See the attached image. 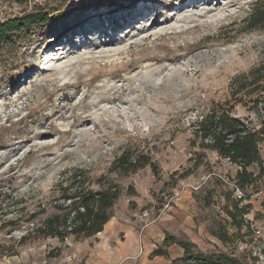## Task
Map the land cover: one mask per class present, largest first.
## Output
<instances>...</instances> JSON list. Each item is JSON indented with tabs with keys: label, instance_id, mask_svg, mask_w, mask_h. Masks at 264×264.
I'll return each instance as SVG.
<instances>
[{
	"label": "rangeland",
	"instance_id": "374dc122",
	"mask_svg": "<svg viewBox=\"0 0 264 264\" xmlns=\"http://www.w3.org/2000/svg\"><path fill=\"white\" fill-rule=\"evenodd\" d=\"M257 1L0 0V22L47 16L0 48V264H73L86 238L38 228L70 203L62 192L80 172L86 187L117 190L114 216L154 221L195 255L264 264V203L262 221L233 225L239 167L202 148L194 127L226 109L262 128L264 81L238 79L264 67V28L244 31ZM134 5L140 13L107 43L104 30ZM163 250L170 264H201L180 245Z\"/></svg>",
	"mask_w": 264,
	"mask_h": 264
},
{
	"label": "trees",
	"instance_id": "16d2710c",
	"mask_svg": "<svg viewBox=\"0 0 264 264\" xmlns=\"http://www.w3.org/2000/svg\"><path fill=\"white\" fill-rule=\"evenodd\" d=\"M46 15L31 13L22 17L8 19L0 22V48L10 44L16 35L25 31L28 25H37L46 21ZM244 31H254L264 28V0L257 1L244 20ZM243 87H249L264 81V67L254 69L250 78L241 76ZM236 79V81L238 80ZM245 85V86H244ZM241 90H238V93ZM196 137L201 140L204 149L216 151L221 158L228 159L239 167L235 177V184L246 190L254 189L258 192V181L264 176L263 159L260 144L264 142V120L262 128L256 130L248 127L240 118L234 117L228 110L212 109L194 125ZM128 154H123L118 162L123 166L128 164ZM257 165L259 173L256 174L251 167ZM137 167V165H133ZM129 169V168H127ZM82 180L72 181L64 188L63 198L69 204L57 207V214L47 217L38 233L43 237H59L65 239L68 235H76L82 238L92 237L104 230L105 225L113 216L112 208L118 199L117 190L102 189L93 190L86 187L82 172L75 175ZM80 186L73 190L74 187ZM241 200H237L234 209L233 225L241 231L243 226L250 228L251 223L245 220V216L251 212V204L240 206ZM236 213L240 215L238 220ZM36 216H32L33 220ZM185 250L182 259H190L201 264H243L238 258L220 253L214 256L192 254L191 243L178 240Z\"/></svg>",
	"mask_w": 264,
	"mask_h": 264
},
{
	"label": "crops",
	"instance_id": "0c3cea01",
	"mask_svg": "<svg viewBox=\"0 0 264 264\" xmlns=\"http://www.w3.org/2000/svg\"><path fill=\"white\" fill-rule=\"evenodd\" d=\"M261 144L264 166V142ZM251 199L247 201L253 207L248 216L255 220V212L262 211L264 189ZM255 221L262 220L257 218ZM141 222L139 218L124 220L113 215L102 232L77 242L71 248L75 259L73 264L84 260L86 256L87 264H170V260L161 256L159 249L163 248L165 252L168 248H177L180 245L179 239L171 240L168 232H162L160 224L154 221H150L145 227ZM182 249L185 253L183 247Z\"/></svg>",
	"mask_w": 264,
	"mask_h": 264
},
{
	"label": "bare ground",
	"instance_id": "6f19581e",
	"mask_svg": "<svg viewBox=\"0 0 264 264\" xmlns=\"http://www.w3.org/2000/svg\"><path fill=\"white\" fill-rule=\"evenodd\" d=\"M188 0H180V2L182 3H186ZM211 1V0H210ZM207 0V3L210 2ZM137 5H134V6H127L124 8L123 10V15L122 17L119 16L116 23L114 24L113 27L111 28H106L104 31L105 33H107V35H109V39H107V43H113L115 41L118 40V37H117V33L118 31H120L124 26H127L129 24V21L128 19L131 17V16H137L138 12L140 13V9H137ZM146 11V10H145ZM118 14H120V12H122L121 10L117 11ZM128 13V14H127ZM144 14H141V17L143 16ZM96 16V15H95ZM94 17V16H93ZM135 18V17H134ZM144 19V18H143ZM116 20V19H115ZM137 20H139V18H137ZM135 21V20H134ZM143 22V21H142ZM157 18L155 17L152 21L151 20H144V24L146 23V26H153L155 24H157ZM133 24V23H132ZM102 26V25H101ZM144 26V25H143ZM151 29V28H150ZM149 30V29H148ZM103 43V42H102Z\"/></svg>",
	"mask_w": 264,
	"mask_h": 264
},
{
	"label": "built area",
	"instance_id": "2783aa9c",
	"mask_svg": "<svg viewBox=\"0 0 264 264\" xmlns=\"http://www.w3.org/2000/svg\"><path fill=\"white\" fill-rule=\"evenodd\" d=\"M233 191H234V194H235L236 199L237 200H241V202H243V203L244 202H247L249 199L254 198L255 196L258 195V192H254V193L250 194L249 196H247L246 193H245V190L242 189V188H240L236 184H235V187H234V190ZM144 216L145 217H149V212L146 211L144 213Z\"/></svg>",
	"mask_w": 264,
	"mask_h": 264
}]
</instances>
